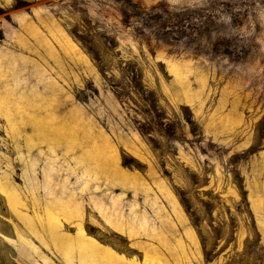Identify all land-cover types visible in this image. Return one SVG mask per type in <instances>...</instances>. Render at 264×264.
<instances>
[{"label": "rangeland", "instance_id": "rangeland-1", "mask_svg": "<svg viewBox=\"0 0 264 264\" xmlns=\"http://www.w3.org/2000/svg\"><path fill=\"white\" fill-rule=\"evenodd\" d=\"M0 264H264V0H0Z\"/></svg>", "mask_w": 264, "mask_h": 264}]
</instances>
